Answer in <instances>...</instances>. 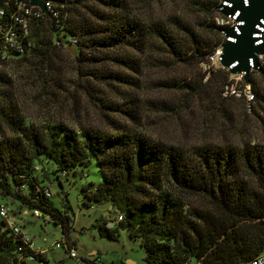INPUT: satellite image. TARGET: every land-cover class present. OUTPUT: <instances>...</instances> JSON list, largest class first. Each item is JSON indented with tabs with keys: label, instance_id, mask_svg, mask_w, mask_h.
<instances>
[{
	"label": "trees",
	"instance_id": "1",
	"mask_svg": "<svg viewBox=\"0 0 264 264\" xmlns=\"http://www.w3.org/2000/svg\"><path fill=\"white\" fill-rule=\"evenodd\" d=\"M46 1L56 17L43 14L42 19L32 21L28 35L21 39L23 44L30 42L28 52H9L0 66L9 56L27 55L46 63L59 48L55 41L74 38L77 58L84 57L91 66L85 72L87 78L133 86L130 73L137 71L140 62L126 48H143L151 37L171 45L160 22L144 23L134 18L125 0ZM218 1L205 0L204 11L214 13ZM12 2L1 7L6 20L15 10ZM215 28L221 29L216 24ZM59 31L66 37L60 39ZM119 49L122 51L110 55L105 52ZM98 51L106 53L103 58L110 66L100 67L105 59L96 54ZM260 66L264 76V63ZM209 72L208 81L219 70ZM226 83L225 75L216 86V108L223 116L229 114L219 107L227 100L221 96ZM183 86V101L199 94L194 86ZM248 86L251 107L255 102L263 103L264 94L253 79L248 78ZM82 89L111 130L81 127V141L62 124L52 131L25 126L0 105V121L10 132V136L0 135V202L4 198L14 201V216H21L23 210H37L60 224L62 234L73 245L66 204L59 211L43 189H49L47 181L59 183V177L70 169L86 168L93 158L101 181L82 188L83 205L109 204L121 215L111 230L105 227L106 218L95 220L92 228L100 238L116 240L117 231H126L129 238L139 241L147 264H240L259 253L264 239V141L255 145L248 142L240 148L213 142L191 147L168 143L108 116L106 111L117 112L138 124L140 99L129 88L118 90L121 103L94 92L89 83ZM240 96H244L242 91ZM189 198L205 206L189 205ZM16 247L0 219V264H17Z\"/></svg>",
	"mask_w": 264,
	"mask_h": 264
},
{
	"label": "rangeland",
	"instance_id": "2",
	"mask_svg": "<svg viewBox=\"0 0 264 264\" xmlns=\"http://www.w3.org/2000/svg\"><path fill=\"white\" fill-rule=\"evenodd\" d=\"M125 3L127 11L134 18L144 23L160 22L171 39V45L151 37L143 48H126L140 62L137 71L130 73L134 80L133 86L87 78L85 72L91 66L85 58H77V49L72 57L65 52L66 46H60L54 49L46 63L26 55L9 56L1 64L0 77L3 83L0 84V105H4V110L15 119H20L25 126L52 131L54 126L62 124L81 141V127L111 130L82 86L89 83L94 87V92L120 103L118 90L129 88L130 93L138 95L140 99L138 124L130 123L117 112H106L111 119L119 123L125 121L150 137L179 143L184 147L213 142L240 148L248 142L251 145L262 143L264 102L259 105L255 102L251 107L252 102L240 96L241 91L244 94L246 89L251 93L250 87L243 86L241 76L230 74L215 60L224 40L221 32L215 28V19L219 15L216 8L214 13L207 14L203 9L205 0H125ZM57 34L60 39L66 37H61V31ZM121 51L105 52L110 55ZM105 52H96L101 55V59H105L101 61L100 67L109 65L103 58ZM259 63H264V58ZM210 69L219 72L208 81ZM225 75L227 83L221 96H226L227 100L219 107H224L228 116L221 115L216 108V86ZM249 78L264 94V76L252 70ZM184 84L199 90V94L188 97L186 102L183 101L186 95ZM4 134L10 136L9 130L0 121V135ZM59 179V183L47 181L50 200L59 211H63V205L66 204L73 227L69 236L80 257L97 252L103 260L115 264H125L126 260L134 264H147L139 241L129 238L126 231H117L116 240H109L100 238L92 228L99 217L112 222L116 215L111 208L109 214L102 216L109 204L91 205L89 208L83 205L82 188L101 181L93 158L86 168L78 166L70 169L66 176H60ZM3 203L10 208L16 205L8 198H4ZM187 203L205 206L196 198H189ZM14 217L31 238L34 247L45 250L48 264H78L76 259L67 257L63 248L53 246L55 241L63 237L60 224H55L49 217H34L30 212Z\"/></svg>",
	"mask_w": 264,
	"mask_h": 264
},
{
	"label": "built area",
	"instance_id": "3",
	"mask_svg": "<svg viewBox=\"0 0 264 264\" xmlns=\"http://www.w3.org/2000/svg\"><path fill=\"white\" fill-rule=\"evenodd\" d=\"M44 2L50 16L56 17L57 13L52 5L46 0H44ZM12 3L15 10L8 20L4 18V10L0 8V60H4L9 52H14L15 55L27 53L30 49V42L23 44L21 39L28 35L30 23L42 19L43 17L39 9L30 6L27 0H13ZM216 10H218V7ZM215 24L221 29L230 27L233 25V17H224L219 14L215 19ZM257 28L258 32L253 34V36L257 38L255 44L264 43V28ZM54 44L59 47L68 45L75 46L76 40L74 38H68L66 42L55 41ZM263 58L264 56H258V61L260 62ZM244 94L243 95L247 97L248 101L252 99V94L248 89L245 90ZM62 175H64V172ZM43 194L47 198L51 197V192L48 188L43 189ZM28 213L29 212L26 210H23L21 216L27 215ZM30 213L34 217H43L37 210L30 211ZM0 219L4 220V226L8 231L9 237L12 241L17 243L15 251L17 264H43L42 260L47 261L45 250L34 247L31 238L24 233L18 221L15 220L12 209L2 202H0ZM120 220L121 215L116 214L112 222L107 221L105 223V227L111 230ZM62 236V239L55 241L53 246L55 248H63L67 257L76 259L78 264H115L113 261L103 260L97 252L85 254L80 257L67 236L63 234ZM240 264H264V239L259 253L255 257Z\"/></svg>",
	"mask_w": 264,
	"mask_h": 264
},
{
	"label": "water",
	"instance_id": "4",
	"mask_svg": "<svg viewBox=\"0 0 264 264\" xmlns=\"http://www.w3.org/2000/svg\"><path fill=\"white\" fill-rule=\"evenodd\" d=\"M9 0H0V8ZM32 7L46 15L48 13L44 0H27ZM218 13L224 17H233V25L220 29L224 38L217 54L218 65L232 75H239L244 85H248L250 71L261 72L258 56H264V43L255 44L257 27L264 28V0H220ZM65 50L75 56V46L68 45ZM111 206L102 214H109ZM125 264H134L126 260Z\"/></svg>",
	"mask_w": 264,
	"mask_h": 264
},
{
	"label": "bare ground",
	"instance_id": "5",
	"mask_svg": "<svg viewBox=\"0 0 264 264\" xmlns=\"http://www.w3.org/2000/svg\"><path fill=\"white\" fill-rule=\"evenodd\" d=\"M217 59V57L215 56V60Z\"/></svg>",
	"mask_w": 264,
	"mask_h": 264
},
{
	"label": "crops",
	"instance_id": "6",
	"mask_svg": "<svg viewBox=\"0 0 264 264\" xmlns=\"http://www.w3.org/2000/svg\"><path fill=\"white\" fill-rule=\"evenodd\" d=\"M103 214V213H102ZM91 253H93V252H91ZM88 254H90V253H88Z\"/></svg>",
	"mask_w": 264,
	"mask_h": 264
}]
</instances>
